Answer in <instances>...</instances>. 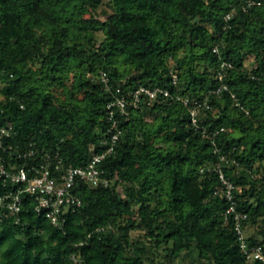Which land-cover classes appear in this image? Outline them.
Instances as JSON below:
<instances>
[{
    "label": "trees",
    "instance_id": "16d2710c",
    "mask_svg": "<svg viewBox=\"0 0 264 264\" xmlns=\"http://www.w3.org/2000/svg\"><path fill=\"white\" fill-rule=\"evenodd\" d=\"M242 3L0 0L6 166L45 152L83 164L104 149L117 87L169 90L115 112L121 133L103 161L110 181H78L82 203L61 225L36 213L25 192L17 212L0 207V264H166L192 247L212 264H261L240 250L216 190L220 168L246 213V241L264 250V0ZM30 147L33 155H17ZM12 187L0 180V195Z\"/></svg>",
    "mask_w": 264,
    "mask_h": 264
},
{
    "label": "built area",
    "instance_id": "2783aa9c",
    "mask_svg": "<svg viewBox=\"0 0 264 264\" xmlns=\"http://www.w3.org/2000/svg\"><path fill=\"white\" fill-rule=\"evenodd\" d=\"M254 2L258 3L259 0H243L242 7L245 8ZM232 13L233 8L226 12L225 17L229 18ZM213 49L216 50L215 47ZM221 75L222 73L219 72V77ZM100 77L108 83L109 77L104 71L101 72ZM175 78V74H173V81H175ZM224 87L225 84L221 83L216 91ZM115 92V97L106 104V114L109 124L106 135L101 139V144L104 146V149L91 152L85 163L78 165L67 163L64 157L58 152H45L40 161L24 162L20 165L12 163L6 166L4 161L0 160V180L3 182L9 181L13 185L6 193L0 195V207L5 209V211L17 212L21 206L22 193L25 192L34 198V210L36 213L44 215L55 224L61 225L68 210L82 203L80 196L74 191L78 181H87L96 185L108 184L110 178L105 174L106 167L103 166V161L105 156L114 150L116 140L121 133V129L117 126L115 112L119 111L121 114L126 113V106L130 103L136 105L142 96L155 98L158 94H169V90L166 87L144 83L139 84L127 92L121 91L117 87ZM178 98H181L185 104L189 103L188 97L178 96ZM197 110L198 102L195 99L190 107L192 121L196 119ZM4 131V129L0 131V137ZM35 151L33 147H30L27 150H20L17 155L30 156ZM218 172L221 183L216 186V190L223 191L229 201L226 212H229L234 220V229L239 248L246 259L258 260L261 264H264V250L262 245L260 243L250 245L245 239L246 235L241 226V219L246 216V213H241L236 210L235 200L232 194L234 185L229 179L227 180L225 178L220 168H218ZM1 214L2 212H0V216ZM166 264L178 263L173 261Z\"/></svg>",
    "mask_w": 264,
    "mask_h": 264
},
{
    "label": "crops",
    "instance_id": "0c3cea01",
    "mask_svg": "<svg viewBox=\"0 0 264 264\" xmlns=\"http://www.w3.org/2000/svg\"><path fill=\"white\" fill-rule=\"evenodd\" d=\"M175 261L178 264H212L207 259H202L198 256L197 248L192 247L190 249L184 250Z\"/></svg>",
    "mask_w": 264,
    "mask_h": 264
},
{
    "label": "rangeland",
    "instance_id": "374dc122",
    "mask_svg": "<svg viewBox=\"0 0 264 264\" xmlns=\"http://www.w3.org/2000/svg\"><path fill=\"white\" fill-rule=\"evenodd\" d=\"M96 16L97 17H100V18H104L105 17L104 15H99L98 13H96ZM96 36H97V40H100L102 38V32L101 31H98ZM243 231H244V234L247 236L249 234V232L251 231V229L245 228ZM132 234L133 235H136L137 234V231L136 230H133L132 231Z\"/></svg>",
    "mask_w": 264,
    "mask_h": 264
}]
</instances>
